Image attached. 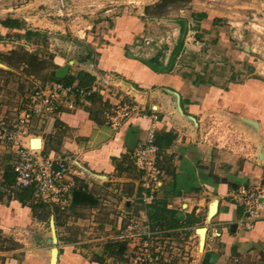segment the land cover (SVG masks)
I'll return each instance as SVG.
<instances>
[{
  "label": "crops",
  "instance_id": "0c3cea01",
  "mask_svg": "<svg viewBox=\"0 0 264 264\" xmlns=\"http://www.w3.org/2000/svg\"><path fill=\"white\" fill-rule=\"evenodd\" d=\"M171 1L66 0L61 10L59 0H0V20L13 18L21 24L19 30L0 24L1 56L17 45L30 50V37L40 32L54 42L43 50L49 51L51 71L45 82H37L90 88L99 76L112 74L124 88L134 89L148 113L158 109L160 116L155 122L156 143L165 176L152 204L139 198L132 154L153 121L132 118L115 130L104 121L101 95L47 121L36 120L32 133L46 152L76 157L86 169L75 191H84L94 200L91 204L72 197L64 211L45 206L52 212L51 238L56 237L59 248L56 264H115L121 253L125 257L132 250L133 244L120 239L132 220L148 223L155 237H191L187 234L197 232L204 218L200 264H264V220L246 228L241 224L244 209L228 199L231 190L264 179L263 124L251 115L256 109L264 110V81L248 73L255 56L231 40L237 28L221 20V0H207L208 7L194 0L193 9L180 10L185 12L172 20L168 18L175 15L165 10ZM164 20L179 26L176 44L168 50L157 43L159 36L152 35ZM182 23L189 27L183 26L184 33L195 39V70L203 67L195 75L177 69L184 65L182 52L192 47L184 42L175 58L174 49L184 36ZM147 38L153 39L149 45ZM154 58L170 69H152L146 62ZM218 115L244 137L246 147L238 137L228 146L215 143L207 131ZM242 119L257 121L259 129ZM6 166L0 163L1 189L5 190L0 197V231L8 235L29 227L37 217L35 207L42 204L32 195L25 202L15 198L14 188L4 184ZM194 215L196 222L189 219ZM113 245L111 252L107 247ZM51 250L40 239L33 252L35 263L50 264ZM21 252L16 244L0 248V264H25ZM161 255L166 264L164 252Z\"/></svg>",
  "mask_w": 264,
  "mask_h": 264
},
{
  "label": "built area",
  "instance_id": "2783aa9c",
  "mask_svg": "<svg viewBox=\"0 0 264 264\" xmlns=\"http://www.w3.org/2000/svg\"><path fill=\"white\" fill-rule=\"evenodd\" d=\"M59 6L63 10L66 0H59ZM152 41L147 38V45ZM94 95L102 96L104 121L115 130L132 118L153 121L132 154L138 172L139 198L145 204L153 203L165 176L156 143L155 122L160 120L158 109L148 113L134 89L124 88L112 74L99 76L90 88L63 82H37L15 117L0 116V163L12 166V188L31 189L34 200L50 209L64 211L70 206L73 193L80 188L79 183L87 171L76 157L53 155L42 145L34 147L33 139L37 137L32 128L37 119L47 121L61 112L74 110ZM228 199L244 209L241 224L246 228L264 220V179L240 185L231 190ZM152 234L148 223L140 225L131 221L128 232L122 237L143 240L138 244V251L133 252L130 264H162L160 255L150 248Z\"/></svg>",
  "mask_w": 264,
  "mask_h": 264
},
{
  "label": "rangeland",
  "instance_id": "374dc122",
  "mask_svg": "<svg viewBox=\"0 0 264 264\" xmlns=\"http://www.w3.org/2000/svg\"><path fill=\"white\" fill-rule=\"evenodd\" d=\"M192 1L194 0H172L167 5L170 6V8L166 6L167 8L165 7V10L170 11L172 15L175 16H170L168 19H179L180 14L185 12L180 10L190 11L193 9L192 7H194V5L190 4ZM260 1H263L262 4ZM260 1L258 0V2H252L251 0H232L228 4L226 0H221L220 4L224 7V9H221V12L223 13L220 14L222 15L221 20H224L225 24L230 25L228 24V21H231L234 27L237 28V33L231 40L238 43L241 47H247L249 53L255 56V65L248 73H250L253 77L264 81V0ZM194 2H196V0ZM206 2L207 0H197V3ZM209 3L210 2L205 5L208 7ZM227 6L230 7V10H228L229 7ZM228 11H230V13H228ZM227 14H229V18L225 16ZM168 21L164 20V23L158 26L160 29H156V34L152 32V35L159 36V42L157 43L160 45L162 43L161 46H164L162 48L167 50L169 46L172 47L176 44L175 41H177V37L179 35L177 33V28H179V26L173 24L175 21L170 23H168ZM181 25L182 27L185 26L184 23ZM185 27L187 30L189 29L187 24ZM183 35L184 42H187L192 47H190L188 51L182 52L180 59H183L184 65L182 67H178L177 69L179 71H182L183 69L185 72L187 71V73L195 75L203 68L199 65L198 70H195V65L193 64V62L196 61L195 53L197 51L195 47L196 45H194L195 39L191 33H184ZM18 36L16 35L15 37ZM29 41L33 45L32 48L30 47V50H27L25 46L17 45L16 48L9 51L8 54L4 56L0 55V63L2 64V66H0V116L8 115L11 118L15 117L22 109L26 100V95L35 87L37 79H41L42 82H45L43 80L46 79L51 71V64H49L47 60L49 51L44 52L43 50L45 49L47 43H50L51 41L54 42V40H52L51 37L38 32L37 35H32ZM41 44L44 45V47H41ZM179 52L175 55V58L179 56ZM185 67H187L188 70H186ZM222 67L227 69L226 65ZM206 68L209 67L206 66ZM206 83L213 85L226 84L211 81L203 83L200 81L198 84ZM261 111L256 109L251 112V115L262 121L264 129V110L262 109ZM222 119V116L218 115L216 119L217 123H214L209 131H207L209 135L215 139V143L220 146H228L233 144L235 139L238 137V141H242L244 147H246V141L243 140L244 137L240 136V133H237L234 127L232 128L228 125V123L224 124L225 122L222 121ZM250 129H252V127H250ZM261 138H264V131L263 137ZM2 183V180H0V197L5 191L4 189H1V186L3 185ZM38 204H35V206ZM35 209L37 210V212H35V217L37 216V219L35 218L33 222L30 223L31 225L29 227L17 229L15 232L13 231V233L8 235L2 234L0 231V248H3L4 246L10 248L16 244L18 247L22 248L23 252H21V259L22 261H26L25 264H37L35 263L37 256L34 255L36 253L33 252L38 246L40 239L44 238L48 248L57 246L46 240V238H51V225L49 223L52 212L48 211L44 205H38ZM195 217L198 218L194 215L189 219L196 222ZM202 217L204 218V216L201 215L199 217L201 221ZM189 219L187 220L188 222ZM202 224L203 225H200V228L206 226L205 218ZM128 226L123 234L128 232ZM13 228H11V231ZM154 233L151 237L150 248H152V250L160 256H162L161 253L164 252V256L166 257L164 261L167 260L166 264H200L204 245L203 247L200 246L198 231H192L187 234L189 236L192 235L191 237H155ZM120 239L129 242V244H133V246H131L132 250L130 253L128 252L125 254V257L124 254L121 253L120 256L122 257L119 256L120 259L115 261V264H130L131 257L134 255L133 252L138 251V244L143 239L141 240V238L138 239L136 237L128 239L120 237ZM36 241L37 243L35 245Z\"/></svg>",
  "mask_w": 264,
  "mask_h": 264
},
{
  "label": "trees",
  "instance_id": "16d2710c",
  "mask_svg": "<svg viewBox=\"0 0 264 264\" xmlns=\"http://www.w3.org/2000/svg\"><path fill=\"white\" fill-rule=\"evenodd\" d=\"M0 24L4 28H7V29L9 28L10 30H19L20 26H21L20 21L17 19H13V18H7L5 20H0ZM183 30H184V27H182V33H181L182 35L184 34ZM9 35H11V34H9ZM183 46H184V40H183V36H181L177 46L174 49V52L178 53L179 51H181ZM146 64L148 66H150L152 69H154L155 71L161 72V71H165V70L170 69V66L164 67L163 64L159 63L156 58L151 59V61H149V62L147 61ZM3 178H4V184L5 185H8L9 187L13 185V183H14V172H13L11 165L8 164L6 166ZM14 192H15V198H17L18 200H21L22 202H25L32 195L31 189H29V188H24V189L14 188ZM73 199H74V201L86 202V203H91V204L94 203V200L89 195H87V193H85L84 191H81V190L74 191ZM107 248L111 252L115 251L114 245L109 246Z\"/></svg>",
  "mask_w": 264,
  "mask_h": 264
},
{
  "label": "water",
  "instance_id": "95a60500",
  "mask_svg": "<svg viewBox=\"0 0 264 264\" xmlns=\"http://www.w3.org/2000/svg\"><path fill=\"white\" fill-rule=\"evenodd\" d=\"M0 66H2L1 63H0ZM242 120H244V122H246V123H248V124L254 126L256 129H259V123H258L257 121H255V120H251V119H242ZM36 141H38L39 144H35V145H39V146L42 145V144H41V139H39V138H37V139H33V142H36ZM212 215H214V213H212L211 216H212ZM51 226H52V225H51ZM52 228H53V226H52ZM200 229L203 230V229H205V228H200ZM205 231H206V230H205ZM50 242L56 245V244H57V239H56V237L53 236V237L50 239ZM204 243H205V241H204ZM58 252H59V248H58V246H54V247H52V250H51L52 257H51V262H50V264H56V262H57V258H58Z\"/></svg>",
  "mask_w": 264,
  "mask_h": 264
},
{
  "label": "bare ground",
  "instance_id": "6f19581e",
  "mask_svg": "<svg viewBox=\"0 0 264 264\" xmlns=\"http://www.w3.org/2000/svg\"><path fill=\"white\" fill-rule=\"evenodd\" d=\"M35 139H37V138H35ZM35 144H39L38 141L33 142V146L36 147V148H40L41 147V146L35 145ZM41 144H42V141H41ZM205 232H206L205 229H203V230L199 229L198 230V234H199V238H200V246H202V247H203L204 241H205Z\"/></svg>",
  "mask_w": 264,
  "mask_h": 264
}]
</instances>
